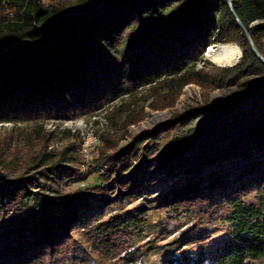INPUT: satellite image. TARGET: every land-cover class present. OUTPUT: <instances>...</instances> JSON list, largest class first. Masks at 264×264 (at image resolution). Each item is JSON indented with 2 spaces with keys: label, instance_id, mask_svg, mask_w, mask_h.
<instances>
[{
  "label": "trees",
  "instance_id": "16d2710c",
  "mask_svg": "<svg viewBox=\"0 0 264 264\" xmlns=\"http://www.w3.org/2000/svg\"><path fill=\"white\" fill-rule=\"evenodd\" d=\"M230 1L234 13L228 0H0V52L6 49L0 54V123L75 119L144 88L152 91L150 109H172L189 84L213 91L259 77L245 97L225 107L191 109L182 122L173 115L168 124L135 136L119 150L122 130L142 121V111L122 115L125 106L118 108L115 113L123 121L113 123L116 130L99 132L97 149L101 155L114 151L117 174L108 186L95 187L98 192L131 196L144 175L153 178L174 167L182 179L164 205L189 213L194 204L209 201L215 191L223 194L220 190L231 184L245 190L242 176L251 175L258 204L227 194L231 213L225 219L230 228L224 250L211 259L176 256L164 264H252L264 258V61L237 22L264 57V0ZM214 42L236 43L240 60L232 65L239 59L238 47ZM213 46L228 51L229 59L210 60L227 66L195 71ZM6 148L0 142V206L5 194L14 208L43 199L59 211L31 224L23 220L6 235L0 232V264H55L64 250L76 254L68 264H90L95 257L83 252L85 244L104 261L128 246L124 236L138 229L141 220H111L72 232L79 219L71 196L55 191L69 170L62 163L75 161L70 148L58 154L45 143L35 153L18 143ZM230 158L240 164L223 171L220 180L221 163ZM40 168L38 181L22 180ZM229 173L235 175L230 182Z\"/></svg>",
  "mask_w": 264,
  "mask_h": 264
},
{
  "label": "rangeland",
  "instance_id": "374dc122",
  "mask_svg": "<svg viewBox=\"0 0 264 264\" xmlns=\"http://www.w3.org/2000/svg\"><path fill=\"white\" fill-rule=\"evenodd\" d=\"M257 24L255 22L252 26ZM216 44H231L238 47L240 56L232 65L240 60L242 52L236 43L214 42L211 45ZM211 58L227 60L229 59V52L213 46L203 53L194 70L209 73L227 66L218 65L212 62ZM258 79L257 76H250L245 80H240L235 85L225 84L213 91L203 89L196 84H189L182 89V93L172 109H150L152 91L149 88H144L133 97H125L120 101L98 108L91 114L85 113L75 119L53 117L38 123L33 121L0 123V142L8 147L6 150L14 149L18 143L22 149H31L32 153L39 150L44 143L47 150L53 154L70 148V157L74 158L75 161L62 163L69 170L55 191L62 196H71V206L79 219L78 224L72 228V232H82L96 223L107 224L111 220L142 221L138 229L128 231L124 236L128 246L118 252L117 255L109 256L105 261L97 255L98 252L93 254L91 245L85 244L83 252L95 257L90 264H164L165 261L176 256L186 260L211 259L224 250L229 240L230 225L225 222V219L230 215L231 208L227 203L229 198L227 194L231 193L232 198H238L246 204H258L259 193L253 182L250 181L251 175L244 174L242 176V181L247 183L245 190H239L234 184H231L226 190H220L221 192L225 191L223 194L220 193L219 195L215 191L214 197L209 201L194 204L189 213L184 211L173 212L164 205V201L170 196L169 191L178 186L182 179L180 171L174 167L165 173L154 174L153 178L144 175L146 180H139L138 186L131 196L98 192L94 190L95 187L108 186L117 174L113 166L114 151L101 155L97 149L101 145L99 132L105 134L116 130L113 128V123L116 121L120 124L123 121V118L121 119L115 113L118 108L125 106L122 115L130 111L134 113L142 111L144 113L142 121L122 130L123 137L117 145V150H119L126 147L135 136L142 133L149 135L160 125L168 124L173 115H176L182 122L186 120L191 109L206 108V104L210 109L217 105L225 107L245 97L253 91L254 83ZM218 92L224 93L225 101L212 99V95ZM205 97L207 103L204 102ZM160 114H163L164 118L150 124L154 115ZM12 137L15 138L12 139ZM16 138L21 141H15ZM86 143H88L87 146ZM84 154H87L88 158L96 164L83 165L85 164V161H82L85 157ZM188 154L191 155L190 152ZM23 160L20 159L22 162ZM239 164L240 162L235 158L222 162L223 168L219 171L221 173L219 179H223V171L231 170ZM42 168L32 169L22 177V180L38 181L41 176L40 173L43 171ZM201 175L205 176L207 172ZM0 176H2L1 172ZM234 178L235 175L229 173L226 176V181H233ZM43 195L50 196L52 194L44 192ZM2 198L4 203L0 206V232L2 235H6L10 229L21 224L23 220L25 223L31 224L34 219H43L45 213L48 216L53 213L58 215L59 210L53 208L50 203L44 202L43 199H39L37 204L31 202L28 205H20L14 208L5 194L2 195ZM40 204L41 206H39ZM57 225L58 222L56 221L54 226ZM76 240L81 241V238L77 236ZM75 255L66 253L64 250L54 263L68 264L70 258L76 257ZM252 264H264V258L255 260Z\"/></svg>",
  "mask_w": 264,
  "mask_h": 264
},
{
  "label": "water",
  "instance_id": "95a60500",
  "mask_svg": "<svg viewBox=\"0 0 264 264\" xmlns=\"http://www.w3.org/2000/svg\"><path fill=\"white\" fill-rule=\"evenodd\" d=\"M228 3H229V7H230L231 12L234 13V9H233L232 4H231V2H230L229 0H228ZM100 5H101V4H100ZM100 5H98V6H100ZM63 15H67V14H61L59 17H61V16H63ZM59 17L56 18V19L54 20V35H53V39H54L55 36H56V24H57V21H58ZM237 22H238L239 26L241 27V29L243 30V32L245 33L246 37L248 38V40H249V42H250V45H251V47H252L253 52L255 53V55H256L259 59H261L262 61H264V57H262V56L259 54V52L257 51V49L254 47V45H253V43H252V41H251V39H250L249 33L246 31L245 27L242 25L241 21H240L238 18H237ZM19 44H31V43H30V42H19ZM33 45H35V46H40V45H37V44H33ZM11 46H12V45H11ZM5 50H6V49H5ZM5 50L1 51L0 54L3 53Z\"/></svg>",
  "mask_w": 264,
  "mask_h": 264
},
{
  "label": "bare ground",
  "instance_id": "6f19581e",
  "mask_svg": "<svg viewBox=\"0 0 264 264\" xmlns=\"http://www.w3.org/2000/svg\"><path fill=\"white\" fill-rule=\"evenodd\" d=\"M228 66H230V65H228ZM212 99L213 100H219V101H225L226 100V97H225V95H224L223 92H218V93H215V94L212 95ZM163 118H164V115L163 114L154 115V117L150 120V124H154V122L156 120H160V119H163ZM77 127H80V125H77ZM87 144L88 143H86L85 145L87 146ZM86 164H87V161H85V164H83V165H86Z\"/></svg>",
  "mask_w": 264,
  "mask_h": 264
},
{
  "label": "built area",
  "instance_id": "2783aa9c",
  "mask_svg": "<svg viewBox=\"0 0 264 264\" xmlns=\"http://www.w3.org/2000/svg\"><path fill=\"white\" fill-rule=\"evenodd\" d=\"M84 155H85V157L83 158L82 161H87V164H96V163H94L92 160H90V159L88 158L87 154H84Z\"/></svg>",
  "mask_w": 264,
  "mask_h": 264
}]
</instances>
